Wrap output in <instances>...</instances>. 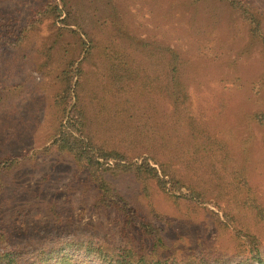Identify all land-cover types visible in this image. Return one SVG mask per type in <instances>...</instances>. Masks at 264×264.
<instances>
[{
  "label": "rangeland",
  "instance_id": "obj_1",
  "mask_svg": "<svg viewBox=\"0 0 264 264\" xmlns=\"http://www.w3.org/2000/svg\"><path fill=\"white\" fill-rule=\"evenodd\" d=\"M47 1L0 0V20L14 34L23 29L0 44V157L25 156L1 176L0 249L123 230V212L96 204L85 173L51 145L64 105L74 104L94 147L127 159L155 153L183 178L176 198L152 181L142 191L131 174L106 176L118 205L158 229L160 257L264 256V51L243 9L229 0H49L56 12ZM243 3L264 34V0ZM167 80L182 105L167 98ZM69 86L75 93L62 101ZM177 115L193 124L175 123ZM251 199L252 211L241 203ZM124 235L141 243L135 228Z\"/></svg>",
  "mask_w": 264,
  "mask_h": 264
},
{
  "label": "trees",
  "instance_id": "obj_2",
  "mask_svg": "<svg viewBox=\"0 0 264 264\" xmlns=\"http://www.w3.org/2000/svg\"><path fill=\"white\" fill-rule=\"evenodd\" d=\"M229 1L236 8L243 9L242 13L249 21L250 32L259 37L264 51V34L259 33L261 24L258 17L249 12L247 7L244 6L243 0ZM49 4L50 1L48 0L44 7H54L56 12L59 10L57 5ZM36 13L37 11L33 14L34 17ZM58 16L56 15V18ZM11 24L8 21L5 24V20H0V44L6 43L11 36H14L15 41L20 37L23 29H18L19 33L14 34ZM69 65L71 68L69 73H71L73 72V65L72 63H69ZM113 65L114 62L110 66ZM179 66L177 57H170L168 67L170 68L171 78H175L179 74ZM118 78L121 77L118 76ZM171 87L169 80L165 81L162 86L167 98L171 99L174 105H182L183 102L179 100L186 101L185 95H182L183 99L178 98L179 94ZM72 92L75 93V86L73 88L69 86L65 90L62 101H68ZM61 114L58 132L51 145L56 151L67 153L77 167L85 173L86 180L94 187L96 204L104 208L115 207L117 214L123 212V230L113 234L105 232L102 237L68 235L67 233L48 234L32 242L0 249V264H215L203 263L198 259L199 256L193 257L192 262L176 261L171 257H160L158 249L164 247V241L158 229L147 219L137 215L135 210L125 212L126 209L117 203L121 197L114 192L110 181L106 177L110 175L115 178L118 175L131 174L134 179L141 183L142 191H146L147 182L152 181L159 190L164 193L169 191L173 194L172 196L178 198L185 195L178 194L184 181L177 172L159 161L155 153L150 152L127 159L118 151H107L102 147H94V144L90 142V138L83 132L85 126L82 119L83 115L74 104H65ZM174 121L185 127L190 126L189 122L193 124L191 121L186 122L179 115ZM189 139L194 142L197 136L192 133ZM24 157L23 154L14 157H0V180L2 174L16 168L25 159ZM200 197H202V194L191 187L189 188L188 199L190 202H199ZM241 203L246 209L254 210L255 199L243 200ZM128 212H131V214L129 215ZM259 215L261 214L259 213ZM134 228L140 231L141 235V243L137 246L132 245L131 241L124 235L126 230ZM4 232L0 223V241L6 238ZM116 237H118V240H116ZM144 240H146V244H144ZM147 244L149 248L146 246ZM246 254L247 256L240 264H264V256L259 250L249 249Z\"/></svg>",
  "mask_w": 264,
  "mask_h": 264
}]
</instances>
